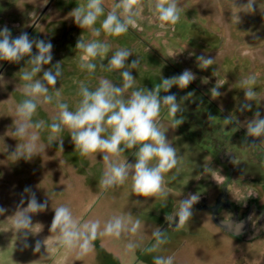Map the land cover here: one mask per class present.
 <instances>
[{
	"label": "rangeland",
	"instance_id": "obj_1",
	"mask_svg": "<svg viewBox=\"0 0 264 264\" xmlns=\"http://www.w3.org/2000/svg\"><path fill=\"white\" fill-rule=\"evenodd\" d=\"M50 1L0 0V7L3 5L12 12L9 16L2 12L0 28L6 25L13 36L28 31ZM246 2L235 0L237 7ZM85 3L86 0H53L29 34L30 38L50 40L53 44L52 64L61 61L63 68V76L56 85L61 97L56 98L53 93L51 104L38 101L40 106L33 120L51 123L57 113L58 99L74 110L80 100L81 83L91 89L98 86L101 78L117 85L122 83L120 70L106 72L100 67L101 64L106 67L107 59L96 61L97 71L92 75L80 69V53L75 44L81 34L85 40L107 42L110 45L109 56L119 48L132 51L127 64L137 58L140 60L136 69H130L136 78L137 88L151 90L161 77L170 78L185 69L191 70L196 79L187 88L173 86L168 93H160L161 96L175 94L183 109L177 118L182 117L184 122L175 128L171 127L166 110L161 113L168 140L177 149L179 171L166 174L167 206L161 207L164 201L159 198L133 195L130 180L102 192L99 180L106 170V163L101 154L80 156L74 151L67 130L61 134V151L56 144L47 145L48 130L31 129L39 131V143L45 145L44 151L30 161L14 162L9 155L19 143L11 136L15 109L25 98V82L19 79V72L27 64L25 61L8 63L1 74L3 79H0V205L8 208V212L0 216V264H31L42 256L45 258L37 264H152L154 255L174 256V264H264V217L258 214L252 216V222L239 237L217 224L206 209L193 207L196 219L187 224L186 234L177 232L172 235L165 220V216L174 212L184 197L196 194L202 201L215 183L229 179L228 168L218 159L220 149L214 143L211 149L199 144L207 141L205 136L221 135L226 129V117L238 121L234 125V135L239 133L240 136L233 139L232 147L237 151V161L244 160L228 184L230 197L236 205H247L256 200V204L264 209V138H243L253 113L259 111L264 116V0H257L253 13H238L241 17L238 24L232 21V13L239 10L233 7L231 0H180V20L175 25H168L167 30L158 27L146 0L143 12L137 18V27L130 28L119 37L108 36L103 30L99 36H93L90 30L76 26L69 13ZM114 3L115 0H104L105 15ZM96 27H100L99 21ZM201 54L215 59V63L206 70L197 65L196 56ZM5 63L0 61V69ZM252 75L257 78L254 86L257 97L250 101L252 110L242 112L240 105L245 102V97L239 82ZM217 83L223 84L219 89L222 97L213 99L210 89ZM189 92L194 95L187 96ZM209 114L215 119L210 120ZM244 144H247L245 151L242 150ZM134 151L125 152L120 160L134 163ZM173 174L176 179L169 182L168 176ZM25 186H32L40 201L46 198L49 201L45 212L33 216L35 231H41L30 236L29 242L48 239L47 246H42L39 253H34L32 248L21 251L20 238L11 229L9 217L15 214ZM212 201V197L207 198L208 203ZM60 205L68 206L78 222L99 220L101 230L112 217L128 213L133 220H141L142 228L139 235L119 239L101 237L94 242L95 248L91 253L78 256L75 251L59 247L54 234L49 232L53 208ZM221 215L230 220L232 212L223 211ZM155 228L166 231L168 236V243L162 245L158 252L145 254L140 249L127 250L130 239L140 244L141 249L154 243L151 234ZM62 254L68 256L67 261L62 262Z\"/></svg>",
	"mask_w": 264,
	"mask_h": 264
},
{
	"label": "clouds",
	"instance_id": "obj_2",
	"mask_svg": "<svg viewBox=\"0 0 264 264\" xmlns=\"http://www.w3.org/2000/svg\"><path fill=\"white\" fill-rule=\"evenodd\" d=\"M257 0H247L246 3L236 6L235 0L231 3L239 11L232 13V21L235 24L241 22L238 13H253ZM146 0H115V3L105 15L104 0H86L83 5L73 8L69 16L80 29H88L93 36H99L101 30L108 36L119 37L137 27V18L141 16ZM148 6L158 22V27L167 30L168 25H175L180 20L182 8L180 0H147ZM104 17L100 20L101 17ZM99 21L100 27L96 24ZM35 49V51H33ZM75 49L80 53L79 67L89 75L97 71V60L107 59L106 72L120 70L122 83L117 85L106 78L99 80L94 89L81 83L78 95L79 102L74 110L68 103L58 99L56 103L57 113L51 123L44 120H33L40 106L39 102L51 104L54 96L61 97L60 89L56 88L58 80L63 76L61 61L52 64L53 44L50 40L30 38L29 33L22 31L13 36L11 29L6 25L0 28V61L19 64L25 61L27 67L19 72V79L23 82L22 99L16 106L11 136L19 141L9 157L14 162L30 161L36 155L44 151L45 145L39 143L40 135L36 130H48L47 145H58L63 151V138L61 134L67 130L74 151L82 157H90L93 154H101L106 163V170L99 180V188L102 192L110 188L122 186L131 181V192L137 197L159 198L166 207L168 192L165 189L166 174L179 171L180 159L177 149L169 142L166 130L161 123L162 110H166L170 118L171 127L181 125L183 118H177V114L183 109L177 103L175 94L161 96L160 93H168L173 86L185 89L196 79V75L188 69L179 75L170 78L161 77L160 82L151 90L137 88L136 78L130 69H136L139 58L127 64L128 58L133 54L127 48H119L109 56L110 45L99 40H85L83 34L77 39ZM197 65L206 70L215 63V59L201 54L196 56ZM50 67H46L49 66ZM42 73V76L40 75ZM216 71L213 72L215 75ZM0 79L3 76L0 75ZM257 78L255 75L246 77L239 82L243 89L245 102L240 105V111H251L252 103L257 97L254 89ZM223 84H216L210 89L213 99L221 96L219 89ZM54 93V96H53ZM189 92L187 96H193ZM187 98V97H185ZM210 120L215 119L209 114ZM225 124H235L238 121L232 117H226ZM246 136L252 138H264V116L259 111L253 113L246 125ZM22 141V143L20 142ZM135 149L132 155L134 163H129L120 157L129 150ZM234 163V160L232 161ZM207 170V169H206ZM176 179V175L168 176V181ZM200 196L189 194L178 202L176 210L165 216V220L174 230H181L189 223L193 216V205L198 203ZM140 203V201H136ZM26 205V206H25ZM49 201H40L32 186H25L20 193L19 202L16 204L15 214L9 218L12 220V230L20 238V250L32 248L34 253H39L45 240L36 239L29 242L30 236H35L40 231H35L33 216L43 213L48 209ZM54 216L51 220L49 232L54 234L59 247L69 251H75L78 256H85L95 248V241L101 237H115L117 239L139 235L142 222L139 218L133 220L130 213L114 216L101 230L99 220L78 222L66 205L53 208ZM8 208L0 205V216H4ZM8 218V219H9ZM178 218V219H177ZM252 222L251 215L246 220L234 219L221 220L220 226L234 235L241 234L248 223ZM154 243L141 249L140 244L129 240L126 245L128 251L140 249L145 254L156 253L162 245L168 243L166 231L155 228L152 231ZM45 257L42 256L41 259ZM39 259V260H41ZM34 260L31 264H37ZM174 256L154 255L152 264H174Z\"/></svg>",
	"mask_w": 264,
	"mask_h": 264
},
{
	"label": "flooded vegetation",
	"instance_id": "obj_3",
	"mask_svg": "<svg viewBox=\"0 0 264 264\" xmlns=\"http://www.w3.org/2000/svg\"><path fill=\"white\" fill-rule=\"evenodd\" d=\"M227 128H230V125H227ZM226 133H228V131H226ZM211 139L213 140V139H215V137H211ZM212 140L208 139V141L210 143H214L216 145V147L218 149H220L219 154H218L219 160L229 166V170H228L229 176L233 175V173L240 170L241 167L239 166L238 163L235 162V158L237 157L236 153L232 149H228L227 146L223 142H220V141L213 142ZM246 146H247V144L242 145V150H245ZM233 160H234V163L232 162ZM239 163L242 164L243 161L241 160V161H239ZM228 184H229V181L227 180L226 184H224L220 188V191L218 192L216 199L213 200L211 203L207 202V197H203L202 201H199L198 203L194 204L193 207H197L198 209H206L210 213V216L212 218H213V211L210 207H213L216 205L218 206V215H220L221 217H222L221 213L223 211L232 212L230 219H235L237 221L246 220V218H248L250 215L252 217L254 214H258L261 218L264 217V209H262L260 206H258L256 204V200L253 203H249L247 205H238V204L236 205V204H234L233 199L230 197ZM184 199H185V197H184ZM195 219H196V217L192 216L190 218L189 222H191L192 220H195ZM167 226L170 227L172 235H175L177 232L182 233V234H184V233L186 234L188 232L187 224L184 226L183 229H181L179 231L174 230L173 229L174 225L172 227L169 225L168 222H167ZM223 229H225V228H223ZM227 232H229L231 235L236 236V237H239L241 235V234L234 235L230 231H227Z\"/></svg>",
	"mask_w": 264,
	"mask_h": 264
},
{
	"label": "crops",
	"instance_id": "obj_4",
	"mask_svg": "<svg viewBox=\"0 0 264 264\" xmlns=\"http://www.w3.org/2000/svg\"><path fill=\"white\" fill-rule=\"evenodd\" d=\"M220 97H222V96H220ZM219 106H222V105H219ZM233 118V117H232ZM227 125H230V128H227ZM226 125V129H224V132L221 134V135H219V134H217V135H215V134H211V135H209L208 137H206L205 136V143H202V142H200L199 144H201L202 146H207V148L206 149H211V148H213L212 147V143H210L209 141H208V139H210L211 137H215L216 139H217V141H220V142H223L226 146H227V148L228 149H232L235 153H236V158H235V162L236 163H238L239 164V162L237 161L238 160V154H237V151L235 150V148H233L232 147V145L234 144V141L235 140H233L234 138H239V136H240V134L239 133H236V135H234V127L236 126V123L235 124H227ZM235 125V126H234ZM226 131H228V133H226ZM197 136V135H196ZM203 137V136H202ZM245 137V139L246 140H250V138H248L247 136H246V134L243 136V138ZM247 137V138H246ZM216 141V142H217ZM233 142V143H232ZM215 145V144H214ZM210 146V147H209ZM216 146V145H215ZM214 146V147H215ZM243 151H245V150H243ZM219 159V158H218ZM220 161V160H219ZM243 162H244V160H242ZM221 162V161H220ZM222 163V165H226V167L228 168V170H229V166L227 165V164H225V163H223V162H221ZM231 177H232V175H230L229 176V173H228V178L229 179H227L228 181H229V183H230V180H231ZM226 180V181H227ZM226 181L224 180V181H221V183H215V185L214 186H212V188H211V190H210V192L207 194V195H205L204 197H207V198H209V197H212V199L213 200H215L216 199V196H217V194H218V192L220 191V188L224 185V184H226ZM195 191V190H194ZM209 195V196H208ZM223 218V217H222ZM224 219V218H223ZM67 250V249H66ZM66 254H62V256H61V258H62V262H65V261H67V257L68 256H66Z\"/></svg>",
	"mask_w": 264,
	"mask_h": 264
},
{
	"label": "water",
	"instance_id": "obj_5",
	"mask_svg": "<svg viewBox=\"0 0 264 264\" xmlns=\"http://www.w3.org/2000/svg\"><path fill=\"white\" fill-rule=\"evenodd\" d=\"M51 0L43 9L40 15H38V18L34 21V23L31 25V27L29 28V30L27 31V33L30 34V32L34 29V27L36 26V24L38 23L39 19L42 17V15L47 11V9L50 7V5L52 4ZM8 62H6L0 69V75L2 74L3 70L5 69V67L7 66ZM213 211V219L214 221L220 225V221L221 220H225L223 219L220 215H218V206H213L210 207ZM235 220V219H234ZM227 221V220H226ZM249 226V223H248ZM248 226L245 228V230H247ZM245 230L243 232H245Z\"/></svg>",
	"mask_w": 264,
	"mask_h": 264
},
{
	"label": "trees",
	"instance_id": "obj_6",
	"mask_svg": "<svg viewBox=\"0 0 264 264\" xmlns=\"http://www.w3.org/2000/svg\"><path fill=\"white\" fill-rule=\"evenodd\" d=\"M2 5V4H1ZM9 8L4 7L3 5L0 7V15H2V12H6L8 14V16L12 13L9 11ZM27 32V30H26ZM32 32V31H31Z\"/></svg>",
	"mask_w": 264,
	"mask_h": 264
}]
</instances>
